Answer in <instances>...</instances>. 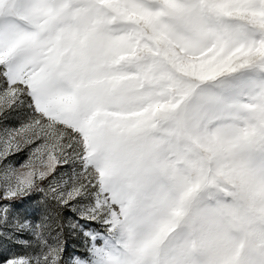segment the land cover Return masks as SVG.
I'll return each instance as SVG.
<instances>
[{"label": "snow or ice", "instance_id": "1", "mask_svg": "<svg viewBox=\"0 0 264 264\" xmlns=\"http://www.w3.org/2000/svg\"><path fill=\"white\" fill-rule=\"evenodd\" d=\"M0 264H264V0H0Z\"/></svg>", "mask_w": 264, "mask_h": 264}, {"label": "rangeland", "instance_id": "2", "mask_svg": "<svg viewBox=\"0 0 264 264\" xmlns=\"http://www.w3.org/2000/svg\"><path fill=\"white\" fill-rule=\"evenodd\" d=\"M72 214L68 213L67 217L70 220L71 219ZM65 223H67V221H65ZM69 232H71V229H68ZM68 246H69V250L70 251H80V239L73 235H69L68 237Z\"/></svg>", "mask_w": 264, "mask_h": 264}]
</instances>
